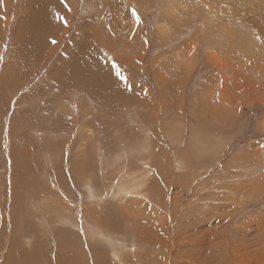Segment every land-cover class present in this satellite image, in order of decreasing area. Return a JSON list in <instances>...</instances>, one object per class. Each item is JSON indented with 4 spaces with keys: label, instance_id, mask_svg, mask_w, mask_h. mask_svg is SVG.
<instances>
[{
    "label": "rangeland",
    "instance_id": "rangeland-1",
    "mask_svg": "<svg viewBox=\"0 0 264 264\" xmlns=\"http://www.w3.org/2000/svg\"><path fill=\"white\" fill-rule=\"evenodd\" d=\"M53 3L35 62L0 0V264H264V0Z\"/></svg>",
    "mask_w": 264,
    "mask_h": 264
},
{
    "label": "bare ground",
    "instance_id": "bare-ground-1",
    "mask_svg": "<svg viewBox=\"0 0 264 264\" xmlns=\"http://www.w3.org/2000/svg\"><path fill=\"white\" fill-rule=\"evenodd\" d=\"M32 3L34 6L38 4L40 6V9L37 10L31 8L30 14L28 18L25 20V30L23 32V37H24L23 44L24 47L26 48L24 50V53L21 54L25 57L26 61L27 60L31 61V59L34 58L36 59L35 62H38L40 60L41 54H43L48 49V46L46 44L47 40L44 39L46 37V33H47V37H50L53 34V32H55L54 31L55 23L52 15V7L54 3L53 0H32ZM18 35L20 36L21 34ZM20 39L22 40V37ZM21 40L19 41V44ZM90 43L91 41H89V39L87 41L85 38L82 39V41L81 40L76 41L74 43L75 44L74 46H71L70 48L67 49L68 59L63 64L62 73L58 77L61 82L63 81L65 82L67 77L68 80L66 81H68V84L82 87L83 89L92 92L94 95L99 96L98 85L104 80V75H102V71L100 69L101 61L96 58V55L94 51H92V47ZM96 46L99 45L97 44ZM94 56L95 58H93ZM92 59L97 60V66L99 68H96L93 65L94 61ZM105 66L106 65H104V67ZM132 91L137 93L138 91H140V89L133 87ZM129 193H131L129 191V187L126 186V183L121 182L118 184L114 196L116 199L124 200L125 198H127V194ZM90 234L92 237L93 233H89V235ZM100 237L105 241H107V243L112 247L114 253L119 255V251L114 249L113 244L110 242L109 238H106V235L100 234Z\"/></svg>",
    "mask_w": 264,
    "mask_h": 264
},
{
    "label": "snow or ice",
    "instance_id": "snow-or-ice-1",
    "mask_svg": "<svg viewBox=\"0 0 264 264\" xmlns=\"http://www.w3.org/2000/svg\"><path fill=\"white\" fill-rule=\"evenodd\" d=\"M133 15H136V13L134 12V13H133ZM137 19H138V17H137ZM52 43H53V44H55V43H56V41H55V40H53V41H52Z\"/></svg>",
    "mask_w": 264,
    "mask_h": 264
}]
</instances>
